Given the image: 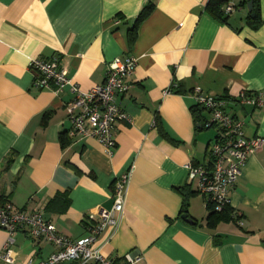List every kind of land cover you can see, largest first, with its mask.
I'll return each instance as SVG.
<instances>
[{"label": "crops", "instance_id": "1", "mask_svg": "<svg viewBox=\"0 0 264 264\" xmlns=\"http://www.w3.org/2000/svg\"><path fill=\"white\" fill-rule=\"evenodd\" d=\"M209 1L0 0V205L40 211L79 240L100 210L112 209L114 186L131 172L125 212L95 246L105 255L135 252L141 264H264V144L232 191L234 221L211 227L212 210L188 180L187 165L207 163L214 136L194 119L195 90L232 101L243 91L264 96V0H253L256 22L249 0H224L222 11L234 7L224 20L208 13ZM54 56L84 90L103 85L115 59L138 60L130 91L118 98L130 121L117 124L112 155L94 139L70 136L69 87L35 86L31 61ZM230 110L249 139L264 140V109ZM8 237L0 229V264L46 260L55 251L20 231L8 263Z\"/></svg>", "mask_w": 264, "mask_h": 264}, {"label": "built area", "instance_id": "2", "mask_svg": "<svg viewBox=\"0 0 264 264\" xmlns=\"http://www.w3.org/2000/svg\"><path fill=\"white\" fill-rule=\"evenodd\" d=\"M223 11L230 14L234 7L227 6ZM137 63L133 56L115 59L109 65L104 84L90 90L82 89L68 76L67 71L60 67L58 57L34 59L30 68L36 73V87L50 89L54 85L58 91L70 88L73 99L65 106L71 124L70 136L94 139L105 147L108 155H112L116 146L117 124L130 121L118 98L130 91V78L135 73ZM172 92L173 86L165 94ZM195 99L197 105L209 115L204 121V130L215 128V134L208 144L207 163L187 165L188 180L213 212H222L231 206V194L243 167L264 144L262 138L249 139L246 136L245 123L230 109L232 106L264 109V96L243 91L232 101L206 94L197 88ZM130 179L131 172L118 179L112 190V209L100 210L99 219L89 226L87 236L75 241L62 235L40 211L19 210L9 202L0 205V229L9 235L4 245L3 259L8 263L14 261V235L22 231L34 244L49 243L55 248L48 259L36 261L31 258L26 264H141L143 258L135 252L113 258L105 255L102 247H95L105 229L116 226L117 218L124 214ZM238 223L241 225V220Z\"/></svg>", "mask_w": 264, "mask_h": 264}, {"label": "trees", "instance_id": "3", "mask_svg": "<svg viewBox=\"0 0 264 264\" xmlns=\"http://www.w3.org/2000/svg\"><path fill=\"white\" fill-rule=\"evenodd\" d=\"M251 1H253V0H251ZM223 2H224V0H210L208 3V6H207L208 13L215 18L224 20V18L222 17V15H223L222 13L224 11H222V9H221ZM255 3H257V1H255ZM151 10H152V6L148 5L144 8V10L138 16L137 21L135 23V26L133 28V32L135 34H136L135 31L137 30V27L140 25V23L142 21H144L149 16ZM252 14H254V19H253L254 21H252V22H256L258 19V15H257V10L255 8V5H254V9L252 11ZM135 34L132 35V41L131 42H133L135 40ZM225 98L229 99L227 97H225ZM191 111H192V114L194 116V119L197 122V125H201V127H202L201 129H204L203 124H204V121L206 119L205 117H203L204 109L201 106L196 105V106L192 107ZM47 121H48V117H45L43 123L47 124ZM0 203H2V202L0 201ZM187 207H188V198L186 197L184 200L182 212L186 213ZM232 213H233V211L230 207L226 208L222 212H213V211L210 212V215H209L210 226L214 227L218 223L223 222V221L224 222L234 221V217H233Z\"/></svg>", "mask_w": 264, "mask_h": 264}, {"label": "water", "instance_id": "4", "mask_svg": "<svg viewBox=\"0 0 264 264\" xmlns=\"http://www.w3.org/2000/svg\"><path fill=\"white\" fill-rule=\"evenodd\" d=\"M248 8H249L250 12L253 11V9H254V7H253V1H251V0L248 1ZM252 16H254V14ZM182 219H185L188 223L194 224V221L192 219H190L188 217V215H183L182 216Z\"/></svg>", "mask_w": 264, "mask_h": 264}, {"label": "rangeland", "instance_id": "5", "mask_svg": "<svg viewBox=\"0 0 264 264\" xmlns=\"http://www.w3.org/2000/svg\"><path fill=\"white\" fill-rule=\"evenodd\" d=\"M205 133H207L209 136H213L215 134V128L206 130Z\"/></svg>", "mask_w": 264, "mask_h": 264}]
</instances>
